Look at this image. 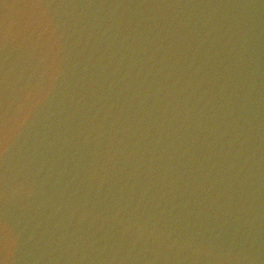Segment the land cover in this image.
<instances>
[{
  "label": "water",
  "instance_id": "1",
  "mask_svg": "<svg viewBox=\"0 0 264 264\" xmlns=\"http://www.w3.org/2000/svg\"><path fill=\"white\" fill-rule=\"evenodd\" d=\"M0 264H264V0H0Z\"/></svg>",
  "mask_w": 264,
  "mask_h": 264
}]
</instances>
